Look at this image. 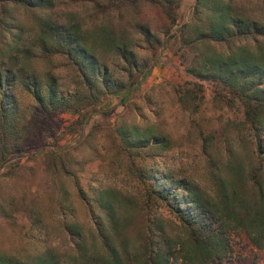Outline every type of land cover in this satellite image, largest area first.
Wrapping results in <instances>:
<instances>
[{
    "label": "rangeland",
    "instance_id": "374dc122",
    "mask_svg": "<svg viewBox=\"0 0 264 264\" xmlns=\"http://www.w3.org/2000/svg\"><path fill=\"white\" fill-rule=\"evenodd\" d=\"M172 1L175 24L161 6L144 2L119 9L106 0H54L50 8L0 2V66L35 75L42 84L52 77L57 90L79 96L67 108L38 113L31 93L15 87L22 112L9 139L15 146L0 156V256L32 260L52 254L59 264H103L113 248L115 264H151L152 254L161 264H201L188 229L147 192L144 168L189 180L216 208L222 190L234 196L227 197L230 207L255 199L249 174L260 163L253 131L237 100L187 70L200 51L180 40V30L195 20L197 0ZM232 4L264 22V0ZM42 19L93 33L101 29L91 35L94 53L114 79L130 83L128 61L99 41L113 32L151 66L149 74H140V84H132L125 97L89 99L71 60L42 48ZM258 42L264 45L258 38L248 46L253 50ZM120 128L163 137L166 145L150 139L147 147H128ZM227 247L224 264H264V247L241 228L230 230Z\"/></svg>",
    "mask_w": 264,
    "mask_h": 264
},
{
    "label": "trees",
    "instance_id": "16d2710c",
    "mask_svg": "<svg viewBox=\"0 0 264 264\" xmlns=\"http://www.w3.org/2000/svg\"><path fill=\"white\" fill-rule=\"evenodd\" d=\"M30 8H50L54 0H0ZM108 6L119 9L141 2L161 6L175 24L172 0H106ZM233 0H197L194 7L195 20L184 24L180 30V40L191 45L197 53L195 62L187 67L193 75L208 79L218 86V93L223 97L237 100L244 112V117L255 137V149L259 157L258 166L250 172L249 180L256 188L252 202L230 207V196L222 190L221 207L216 208L209 199L199 192L187 179L175 178L158 168H144L141 181L147 192L154 194L164 202L175 216L188 229L189 237L196 258L201 264H224L229 254L227 237L231 229L245 230L253 243L264 247V45L259 43L251 50L249 39L257 43L264 40V22L251 19L236 11ZM41 46L46 51H55L65 55L79 72L80 84L85 88L89 99H98L102 94L130 93L131 85L140 84L138 76L145 78L151 69L148 64L140 63L131 50L129 43L115 37L113 32H102L101 44L128 61L130 83L113 78V71L99 62L92 47L91 35L98 32L89 31L79 24H58L46 19L41 23ZM145 39H149V29L140 27ZM100 36V35H99ZM96 40V39H95ZM94 40V41H95ZM154 40H157L154 38ZM158 41V40H157ZM220 46L217 52L212 47ZM132 66V67H131ZM133 68V70H132ZM52 77L44 84L35 76L16 71L11 66H0V156L2 159L11 152L13 133L17 131V120L22 111L18 107L15 87L21 84L31 93L38 108V113H48L69 107L71 102L79 100L76 92L65 94L56 89ZM121 141L128 147L143 148L150 139L166 145L163 137L146 136L136 129L120 128ZM147 143V144H146ZM239 207V208H238ZM241 209V211L239 210ZM77 233V231H76ZM78 234V233H77ZM108 262H117L114 249L110 248ZM151 256V264H161V257ZM92 263V262H90ZM0 264H59L52 254L38 255L32 260H20L0 256ZM101 264V263H99Z\"/></svg>",
    "mask_w": 264,
    "mask_h": 264
}]
</instances>
